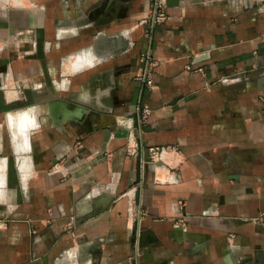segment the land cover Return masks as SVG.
Listing matches in <instances>:
<instances>
[{"label": "crops", "instance_id": "crops-1", "mask_svg": "<svg viewBox=\"0 0 264 264\" xmlns=\"http://www.w3.org/2000/svg\"><path fill=\"white\" fill-rule=\"evenodd\" d=\"M149 7L0 0V264L264 262V0H167L147 35Z\"/></svg>", "mask_w": 264, "mask_h": 264}, {"label": "built area", "instance_id": "built-area-1", "mask_svg": "<svg viewBox=\"0 0 264 264\" xmlns=\"http://www.w3.org/2000/svg\"><path fill=\"white\" fill-rule=\"evenodd\" d=\"M168 19L167 12V0H150V7L147 16L142 19V23L147 26L146 34L150 35L154 28L160 24H163ZM143 67L140 73L136 75V78L140 80L146 86H153V70L158 64L157 61L152 58L150 53H143L140 57ZM187 68H191L190 65ZM198 71H203L202 67L197 69ZM261 100L264 101V95L260 96ZM137 112L139 113V120L141 123H145L151 113V108L142 102L138 103ZM128 155L138 156L141 158V164L144 168L146 164H161L164 166L165 170L163 175L159 173L157 167L155 169V180L157 182H174L176 181V168L182 162L181 160V150L177 146H151L146 150L144 147L140 148V145L134 140L126 146ZM134 243L136 246V257L140 256V245H139V231L134 237Z\"/></svg>", "mask_w": 264, "mask_h": 264}, {"label": "water", "instance_id": "water-1", "mask_svg": "<svg viewBox=\"0 0 264 264\" xmlns=\"http://www.w3.org/2000/svg\"><path fill=\"white\" fill-rule=\"evenodd\" d=\"M260 264H261V263H260ZM262 264H264V262H263Z\"/></svg>", "mask_w": 264, "mask_h": 264}, {"label": "bare ground", "instance_id": "bare-ground-1", "mask_svg": "<svg viewBox=\"0 0 264 264\" xmlns=\"http://www.w3.org/2000/svg\"><path fill=\"white\" fill-rule=\"evenodd\" d=\"M158 169V168H157ZM161 170V169H160Z\"/></svg>", "mask_w": 264, "mask_h": 264}]
</instances>
